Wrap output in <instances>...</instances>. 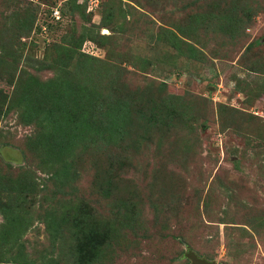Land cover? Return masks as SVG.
Instances as JSON below:
<instances>
[{
	"label": "rangeland",
	"instance_id": "rangeland-1",
	"mask_svg": "<svg viewBox=\"0 0 264 264\" xmlns=\"http://www.w3.org/2000/svg\"><path fill=\"white\" fill-rule=\"evenodd\" d=\"M98 1L0 0V264H264V0Z\"/></svg>",
	"mask_w": 264,
	"mask_h": 264
},
{
	"label": "trees",
	"instance_id": "trees-1",
	"mask_svg": "<svg viewBox=\"0 0 264 264\" xmlns=\"http://www.w3.org/2000/svg\"><path fill=\"white\" fill-rule=\"evenodd\" d=\"M53 5H57V3L56 4H53ZM53 5H51V6H49V8H47L45 11V15H44V21H43V25H45L46 26V34H47V36H48V34L49 35H51V36H53V37H51V38H54V34L56 33L54 30H53V26H54V24L55 25H59V23H60V21H56L54 18H52L50 15H51V8L52 7H54ZM59 10H60V13H61V19L62 18H64L65 19V17L67 16L66 15V13L64 12V10H63V8H62V5H60V7H59ZM34 22H35V20H34ZM58 27V26H57ZM41 27L40 26H38L37 28H36V31L37 32H41ZM27 38H25V40L24 41H28V42H30L31 40H26ZM28 39H29V37H28ZM46 39H47V37H46ZM24 43H26V42H24ZM56 44H58V43H53L52 45L54 46V45H56ZM45 45H46V42H45ZM48 45V44H47ZM84 55H86V56H89L90 54H84ZM91 56V55H90ZM76 104H75V107H74V110H76ZM88 238H89V240L91 239V240H93V237H92V235H90V236H88ZM89 244H91V243H89ZM89 248H93V246H91V245H89Z\"/></svg>",
	"mask_w": 264,
	"mask_h": 264
},
{
	"label": "built area",
	"instance_id": "built-area-1",
	"mask_svg": "<svg viewBox=\"0 0 264 264\" xmlns=\"http://www.w3.org/2000/svg\"><path fill=\"white\" fill-rule=\"evenodd\" d=\"M90 1H91V0H88V9H87L88 12H89L92 8H94V9L91 10L90 12L96 10V9L98 8V6H99V1H98V0H94L93 3L89 6ZM59 7H60V5L57 4L56 6H54V7L51 8V15H50V16H51L52 18H54L56 21H60V20H61V13H60ZM35 26H36V27L40 26L41 29H42L43 31L46 32V29H47V28H46L45 25H43V21H42V23H36ZM42 30H41V31H42Z\"/></svg>",
	"mask_w": 264,
	"mask_h": 264
},
{
	"label": "water",
	"instance_id": "water-1",
	"mask_svg": "<svg viewBox=\"0 0 264 264\" xmlns=\"http://www.w3.org/2000/svg\"><path fill=\"white\" fill-rule=\"evenodd\" d=\"M106 32V31H104ZM183 257L190 261V264H216L215 261H208L200 256H198L195 252L188 250L183 254Z\"/></svg>",
	"mask_w": 264,
	"mask_h": 264
}]
</instances>
